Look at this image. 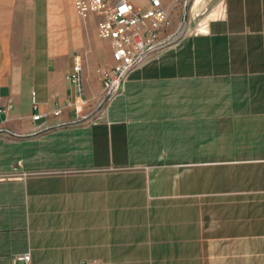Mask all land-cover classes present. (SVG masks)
Here are the masks:
<instances>
[{
  "label": "crops",
  "instance_id": "0c3cea01",
  "mask_svg": "<svg viewBox=\"0 0 264 264\" xmlns=\"http://www.w3.org/2000/svg\"><path fill=\"white\" fill-rule=\"evenodd\" d=\"M223 2L205 40L238 47L241 70L183 72L174 57L129 73L107 108L101 15L0 0V264L26 251L32 264H264V0ZM214 87H239L237 106ZM214 158L241 159L238 180Z\"/></svg>",
  "mask_w": 264,
  "mask_h": 264
},
{
  "label": "rangeland",
  "instance_id": "374dc122",
  "mask_svg": "<svg viewBox=\"0 0 264 264\" xmlns=\"http://www.w3.org/2000/svg\"><path fill=\"white\" fill-rule=\"evenodd\" d=\"M140 1L144 5L147 3V0ZM224 6L223 0H190L188 4L180 1L178 12L170 13L169 22L162 31L163 42L148 56L142 65L133 71L147 65L167 63V60H172L174 57H176L177 63L183 72L194 68L198 69V72L212 69L217 73L223 70H241V61L237 59V57H241L238 47L209 46L205 40V37L209 35V24L215 21L216 18L222 17L220 13H222ZM236 6L233 0H230L231 13H235L237 10ZM93 38L101 48L103 47V51L113 54L112 41L110 39L102 38L97 32H95ZM190 39L197 41L196 43L189 42ZM229 57L234 58L235 61L229 62ZM115 64L116 60L113 58L108 68H113ZM128 76L119 94L108 97L103 102L104 106L108 108L114 98L124 92ZM213 93L216 102L226 100L227 103L230 105L234 104V106H237L238 100L241 98V89L239 87H233L230 92L222 87H214ZM215 112H222L230 118L241 117V109L237 108ZM237 144V141L230 142L231 148L237 146ZM213 165L218 168L217 170L221 168L230 169L231 172H234L231 179L238 180L239 174L236 171L239 169H236V167H241V159L214 158Z\"/></svg>",
  "mask_w": 264,
  "mask_h": 264
},
{
  "label": "built area",
  "instance_id": "2783aa9c",
  "mask_svg": "<svg viewBox=\"0 0 264 264\" xmlns=\"http://www.w3.org/2000/svg\"><path fill=\"white\" fill-rule=\"evenodd\" d=\"M174 1L188 4L190 0ZM74 5L82 17L86 18L91 13L101 15L99 35L112 41L116 64L112 69L100 71L104 93L102 104L108 97L119 94L129 73L142 65L163 42L162 31L169 22L170 9L164 6L162 0H150L148 8L137 7L130 0H74ZM82 70V63L75 61L69 74L78 101H83L84 94ZM9 107L10 105L7 108L0 107V115ZM61 112L62 109L59 108L55 114ZM43 116L42 113H36L33 118L39 120ZM14 263L32 264L31 251L18 254Z\"/></svg>",
  "mask_w": 264,
  "mask_h": 264
}]
</instances>
